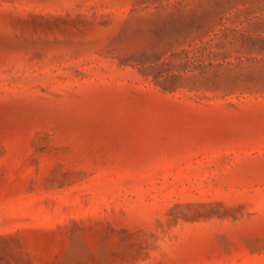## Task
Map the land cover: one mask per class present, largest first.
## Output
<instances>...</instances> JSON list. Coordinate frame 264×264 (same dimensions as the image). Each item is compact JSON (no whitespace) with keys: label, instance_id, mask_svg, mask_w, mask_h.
<instances>
[{"label":"rangeland","instance_id":"374dc122","mask_svg":"<svg viewBox=\"0 0 264 264\" xmlns=\"http://www.w3.org/2000/svg\"><path fill=\"white\" fill-rule=\"evenodd\" d=\"M0 264H264V0H0Z\"/></svg>","mask_w":264,"mask_h":264}]
</instances>
